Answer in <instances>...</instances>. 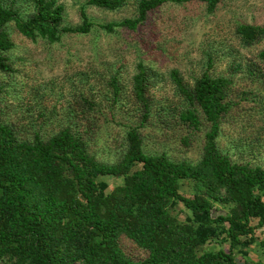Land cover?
Returning <instances> with one entry per match:
<instances>
[{
	"label": "trees",
	"instance_id": "16d2710c",
	"mask_svg": "<svg viewBox=\"0 0 264 264\" xmlns=\"http://www.w3.org/2000/svg\"><path fill=\"white\" fill-rule=\"evenodd\" d=\"M20 1L29 13L13 2L0 5L2 76L17 73L11 24L28 42L54 45L64 36L91 32L86 7L120 12L135 2L134 18L99 26L116 35L143 26L167 0H87L82 24L75 28L64 25L58 0ZM173 1L203 4L212 14L221 0ZM233 33L241 48L264 42V25L237 23ZM213 62L209 56L208 69ZM227 70L219 76L206 70L192 83L170 70L180 100L171 106L153 92L157 73L150 63L135 64L129 92L120 65L102 83L99 98L92 88L80 89L59 111L47 97L34 94V104L20 100L25 108L20 121L11 119L0 86V264H264L248 256L255 244L264 258V239L255 236L264 227V165L233 160L218 147L225 125L245 122V129L256 133L264 128V89L233 98L237 74L264 83V48L255 61L234 58ZM101 100L111 119L113 111L123 110L124 100L137 113V121L125 125L123 150L112 163L91 151V135L105 114ZM175 133L185 148L202 133L197 162L176 161L149 148L150 138L165 142ZM249 144L250 150L264 151L260 135ZM102 177L121 183L110 189ZM179 204L187 210L184 220ZM123 240L144 257L127 255ZM209 244L218 248H206Z\"/></svg>",
	"mask_w": 264,
	"mask_h": 264
},
{
	"label": "rangeland",
	"instance_id": "374dc122",
	"mask_svg": "<svg viewBox=\"0 0 264 264\" xmlns=\"http://www.w3.org/2000/svg\"><path fill=\"white\" fill-rule=\"evenodd\" d=\"M86 1L58 0L64 8L65 26L75 28L82 24L80 12ZM10 2L26 9L22 11L24 14L30 12L27 3L20 0H0V5L5 6ZM85 13L94 25L91 32L87 35L64 36L60 43L54 45L43 41L28 42L16 33L13 24L9 26L15 45L11 57L16 62L17 73L12 77L0 75V86L4 91L1 97L12 120L20 121V114L25 112L24 107L20 108V100L34 104L30 101L34 94L47 97V102L51 106L56 105L59 111L67 107L72 96L80 89L85 91L92 88L99 98L100 91L105 88L102 83L110 71L120 65H123L122 82L129 92L134 67L139 61L150 63L157 73V83L153 89L156 97L166 100L171 106H177L180 100L169 78L170 70H178L184 81L192 83L206 70L213 76L226 75L228 65L234 58L242 63L255 61L257 52L264 48V42L251 48H241L233 33L237 23L264 25V0H221L212 14L206 12L203 4L167 0L149 15L143 26L131 32L121 30L116 35L103 33L99 26L134 18L135 2L130 1L120 12L86 7ZM209 56L214 58L210 69ZM235 80L238 86L234 99H239L242 91L264 89V83H252L243 79L242 74H237ZM123 103V110L113 111L114 117L111 119L106 103L101 102L105 114L99 117L98 128L91 135V151L99 160L108 163L117 160L123 150L125 125L137 121V113L131 103L125 100ZM244 106L251 107L253 104L245 103ZM245 127V122L225 125L218 139V147L233 160H254L264 165V151L250 150L249 144L259 135L264 139V128L256 133ZM177 135L175 133L173 138H167L165 142L150 138L149 148L154 152L166 151L176 161L197 162L201 153L202 133L190 138L187 148ZM100 180L108 183L110 189L121 183V180L110 177ZM177 209L179 219L184 220L187 210L181 204ZM255 236L264 239V227L256 230ZM214 245L209 244L206 248H218ZM122 247L133 258L144 257L127 240L122 241ZM223 247L227 250L226 245ZM234 254L237 260H242L239 252ZM248 256L254 261L264 262L255 244L248 248Z\"/></svg>",
	"mask_w": 264,
	"mask_h": 264
}]
</instances>
